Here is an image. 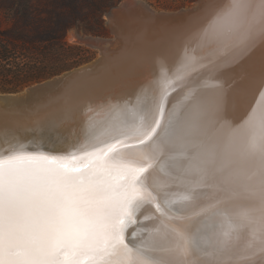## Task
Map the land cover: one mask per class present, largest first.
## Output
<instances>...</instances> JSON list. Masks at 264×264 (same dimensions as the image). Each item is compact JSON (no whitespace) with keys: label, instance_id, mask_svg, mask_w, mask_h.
Returning a JSON list of instances; mask_svg holds the SVG:
<instances>
[{"label":"bare ground","instance_id":"bare-ground-1","mask_svg":"<svg viewBox=\"0 0 264 264\" xmlns=\"http://www.w3.org/2000/svg\"><path fill=\"white\" fill-rule=\"evenodd\" d=\"M218 1L156 38L116 9L115 41L92 40L98 66L24 109L0 98V158L22 157L0 169L47 192L37 215L0 225V264H264V0L207 9ZM41 149L99 151L75 172L28 160Z\"/></svg>","mask_w":264,"mask_h":264},{"label":"trees","instance_id":"trees-1","mask_svg":"<svg viewBox=\"0 0 264 264\" xmlns=\"http://www.w3.org/2000/svg\"><path fill=\"white\" fill-rule=\"evenodd\" d=\"M119 1L0 0V92H18L93 61L96 52L69 43L68 34L106 35L104 15Z\"/></svg>","mask_w":264,"mask_h":264},{"label":"water","instance_id":"water-1","mask_svg":"<svg viewBox=\"0 0 264 264\" xmlns=\"http://www.w3.org/2000/svg\"><path fill=\"white\" fill-rule=\"evenodd\" d=\"M140 0H121L119 3H117L115 6H113L112 8H110L106 13H105V18H106V23L107 25L111 28L115 39H116V34H115V29L116 27H118L120 25V16L118 15H114V11L116 9H122L125 14L123 15L124 17V21H122L123 18H121L122 22H127V23H131V21H134V23H138L139 21L142 23H145V25L142 26V31L139 33L138 32V36H140L143 33H147V35L152 36L154 38H156L159 34L163 33H168L173 35L174 33H176V31L182 27H186V25H192L194 23H196L197 21H199V19L205 14H209L213 9H215V7H217L218 4H220L222 1H218L216 4L212 5V9L208 10L207 7L211 4V3H207L206 4V0H197L196 3L191 6V7H186V8H182L179 9L177 11H164L167 12L169 14H176L177 16H175V19H177V22H157L156 20L158 19L155 13V8L152 9L153 7L151 5H149L147 2V4L145 5L146 8L148 9L147 15H145V17H141V18H137L138 16L133 15L134 17L137 18V20H134L135 18H133L132 16V12L129 11V9L133 6V4L136 2V4H139ZM224 1V0H223ZM213 4V2H212ZM159 11V10H158ZM207 11V13H205ZM161 12V11H160ZM141 19V20H138ZM202 23H200L199 28L201 27ZM115 28V29H114ZM165 31V32H164ZM165 34V35H166ZM78 40L81 43H84L94 49H97L100 51V57L97 58L95 61L91 62L94 63V66H98L99 63H101L104 59V52L102 53V44L100 45L99 43L93 42L92 40H96L97 42L100 40H108L107 42L110 44L112 43L111 40L115 41L114 38H103V37H96V36H92V35H85V34H77ZM103 42V41H102ZM90 64V63H89ZM87 65V64H86ZM85 66V65H83ZM83 66H80L78 68L72 69L70 71H67L65 73H62L58 76H55L51 79L45 80L43 82L37 83L35 85L29 86L27 88H31V90H29V92H26L24 95L22 96H12V95H20L22 94L27 88H25L24 90L18 91V92H13V93H6V94H1L0 95H10V96H6V98H4V96H1L0 98L4 101H2V105L9 108V106H13V108H18L21 109V107H23V109L27 106V105H31L33 104L36 99L41 98V95L47 94L49 93V95L53 94V91L56 90V88L59 87H63L64 85L71 83L73 75L75 74L76 71L84 69ZM86 68V67H85ZM64 74H66L61 80L58 79L59 81H57V77H61ZM42 84V85H41ZM36 85H39L37 87H35ZM172 93V92H171ZM12 96V97H11ZM160 117L158 119V123L160 122ZM98 149H92V150H87L86 152H77L76 154H72L73 156H69L67 154L61 155V154H48L47 151L45 149H41L40 151H37L36 153H30L28 155L29 159H34V158H44L51 162H55L57 159L59 160L58 163H63L65 166V168H70V169H74L75 172H77L79 169H83V168H87L89 167L88 165H85L83 168H78V166L76 165L75 167L72 166L74 165V163H72V161L81 159V158H88V157H92L96 152H98ZM96 156V155H95ZM21 155L16 156H7L4 158H0V167H3L4 165L10 164V163H14V162H19L21 161ZM62 160V161H61ZM82 167V166H81ZM123 244L127 245V242H123Z\"/></svg>","mask_w":264,"mask_h":264},{"label":"snow or ice","instance_id":"snow-or-ice-1","mask_svg":"<svg viewBox=\"0 0 264 264\" xmlns=\"http://www.w3.org/2000/svg\"><path fill=\"white\" fill-rule=\"evenodd\" d=\"M42 181L32 175L21 177L15 168L5 173L0 169V225L37 215L46 199Z\"/></svg>","mask_w":264,"mask_h":264},{"label":"rangeland","instance_id":"rangeland-1","mask_svg":"<svg viewBox=\"0 0 264 264\" xmlns=\"http://www.w3.org/2000/svg\"><path fill=\"white\" fill-rule=\"evenodd\" d=\"M121 1V0H120ZM119 1V2H120ZM145 2H147L149 5H151L153 8H155L157 11L159 10V11H177V10H179V9H182V8H186V7H191V6H193L195 3H196V1H194L193 3H191V4H189V5H187V6H183V7H178L179 6V4H180V2H181V0H175V2H174V0H161V1H159V0H144ZM104 19H105V21H106V18H105V15H104ZM139 20V19H138ZM106 27H107V30H108V32H107V34L106 35H102V36H100V35H92V34H85V33H79V32H77L76 30H72V31H70L69 32V34H68V41H69V43H71V44H79V45H83V46H85V47H87V48H89V49H91L92 51H95L96 52V57H95V59L93 60V61H95L97 58H99L100 57V51L99 50H97V49H94V48H92V47H90V46H88V45H86V44H84V43H81L79 40H78V37H77V34H85V35H92V36H96V37H103V38H114L115 39V36H114V34H113V32H112V30H111V28L107 25V23H106ZM116 28H118V27H116ZM115 29V28H114ZM116 30H118V29H116ZM116 35H117V32H116ZM93 61H91V62H93ZM91 62H89V63H91ZM89 63H86V64H89ZM86 64H83V65H86ZM83 65H81V66H83ZM80 67V66H79ZM78 68V67H77ZM65 73V72H64ZM37 84V83H36ZM35 85V84H34ZM27 88V87H26ZM24 90V89H23ZM1 94H6V93H2V92H0Z\"/></svg>","mask_w":264,"mask_h":264}]
</instances>
